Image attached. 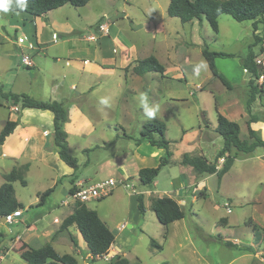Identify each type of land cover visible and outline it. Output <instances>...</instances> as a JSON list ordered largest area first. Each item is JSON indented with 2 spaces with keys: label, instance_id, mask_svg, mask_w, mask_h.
<instances>
[{
  "label": "rangeland",
  "instance_id": "1",
  "mask_svg": "<svg viewBox=\"0 0 264 264\" xmlns=\"http://www.w3.org/2000/svg\"><path fill=\"white\" fill-rule=\"evenodd\" d=\"M168 4L169 0H90L84 6L67 3L62 8H55L52 16L66 18L75 28V32L69 36L82 39L87 34L96 35L93 26L98 20L113 22V28L121 30L118 37L121 38L123 33L128 41L132 40L134 43H139L150 35L146 33L150 23H155L157 28L164 25L170 35L168 40L164 43L156 41L155 45L150 42L149 45L161 52L166 45L171 46L168 55L175 61L162 57L165 63H161L167 65L169 70L180 65L182 70H185L183 72L186 79L176 76L173 80L166 78L165 81H160L156 86L162 88L161 95H158L156 102L149 103L159 105L156 118L165 123V136L171 141L175 155H196L203 152L205 157L213 161L222 145L221 136L213 129V126H216L215 104L222 103L226 96L240 97V91L245 89L241 84L247 82L248 75L242 74L241 59L253 41V21H236L229 14L223 13L218 16V31L214 32L204 16L192 22H181L178 17L169 16ZM7 16L0 15V33L8 34L11 38L17 37L21 28L18 27L15 32L14 27L10 25L14 20L11 18L16 17ZM16 20L17 24L21 22L17 18ZM257 27L259 33L264 34V18L257 23ZM7 40L0 36V90L5 92L15 83L14 73L19 75L18 78L21 77L22 82L27 79L24 72L31 71L23 65L19 66L17 61L9 66ZM203 47L230 55L216 57L214 62L218 72L227 79L232 88H225L215 76L205 87L203 84L200 85L202 89L197 88L201 82L208 81V75H212L208 65L198 76L193 72L196 64L201 61L206 63L202 56ZM254 48L255 46L253 50L256 57L264 59V46L260 41L259 49ZM147 52L149 54L151 51ZM145 54L147 53H140L141 56ZM175 62L178 65H172ZM263 82L264 77L261 83ZM216 83L223 84L224 90L217 89ZM234 85L237 86L234 88ZM150 92V88L145 87L141 92L131 95L126 104L117 103L115 106V117L127 125L129 132H135L136 136L141 125L149 120L140 106V95ZM171 96L178 97V100H168ZM259 102L261 104V99L255 102L252 112L264 119V106L263 109L259 107ZM8 104L10 105L9 101L0 105V124L8 117ZM12 114L16 116V113ZM263 119H260L261 122H264ZM237 122L241 125V138H244L246 126L242 120ZM199 128L203 131L200 136ZM254 129L264 138V123L255 124ZM234 152L233 149L230 154L234 155ZM223 161L224 158L218 160V168ZM93 168L94 166L90 167L92 170ZM176 169V166L165 165L158 177V185L171 191L169 195L175 199L178 195L172 192L173 186L166 171ZM106 171L107 169L102 167L97 179L89 181L88 184L106 178ZM94 175L95 172H92V176ZM136 178L137 181H131L128 187L117 184L108 196L86 202L87 206L100 208L99 214L108 226L119 225L130 218L128 222L133 224L132 227L126 226L123 232L119 231V237L114 227L112 229L115 235L114 246L118 245L121 251L126 253L130 264H264V147H257L249 153H236L232 165L223 174L220 182L216 176H210L205 180L206 190L202 185L194 186L193 200L192 191L187 192L184 197H179V201H185L181 204L184 217L168 225L167 235L165 226L158 221L150 208L152 197L149 194L144 196L145 209L140 214L137 195L134 193L143 186L139 184L138 176ZM19 189L26 192L29 188ZM135 217L136 220L133 219ZM18 225L15 224L12 232L4 235L5 244L10 245V237L16 235L15 227ZM4 226L11 227L7 223H4ZM226 240L239 247L227 246L224 243ZM156 245H160V248ZM240 246H249L251 249H240ZM8 253L0 264H26L14 248ZM111 259L112 257L109 260L97 258L90 264H108Z\"/></svg>",
  "mask_w": 264,
  "mask_h": 264
},
{
  "label": "crops",
  "instance_id": "2",
  "mask_svg": "<svg viewBox=\"0 0 264 264\" xmlns=\"http://www.w3.org/2000/svg\"><path fill=\"white\" fill-rule=\"evenodd\" d=\"M53 11L54 9L37 17L13 10L7 14L0 13L3 17L11 15L21 21L17 24L16 18H11L14 20L10 25L14 27L15 32L18 27L21 28L17 37L11 38L8 34L0 33V36L8 39L6 49L9 50L7 53L9 66L16 61L19 66L23 65L20 60L21 52L29 54L33 61L31 67L23 65L29 71L31 69L30 72H24L27 78L25 81L21 82V77L18 78L19 75L14 73L15 83L12 84L10 90L7 92L0 90V105L8 101L10 103L8 104V117L0 124V130L8 118L18 119L13 132L0 144V183L2 173L10 171L14 166L28 164L25 174L26 185H21L18 181L13 182L15 197L23 205L20 209L21 215L16 217L12 223L0 219V263L13 248L24 260L21 252L29 248L40 247L47 242L51 243L59 254L72 255L77 261L76 264H90L91 261L97 259V256L89 252L87 243L75 224L61 228L63 219L72 212L74 205L73 201H69L68 204H62V201L68 198L73 186L78 188L80 184H88L89 181L97 179L102 167L108 171L106 178L113 177L118 181L129 183L137 181L136 177L141 168L156 167L160 158L165 155V149L148 142L136 145L135 139L139 134L136 136L135 132H129L127 125L115 117V106L117 103L126 104L131 95L141 92L145 87L151 90L147 94L148 101L154 103L158 95H161L162 88L156 86L160 81H165L166 78L173 80L176 76L179 79H186L184 69L182 70L180 65L177 66L179 69L172 67L170 70L167 65H163L165 67L163 74L149 71L138 75L131 70L136 60L150 55H154L160 63L163 62L162 57L173 62L174 59L168 55V49L171 46L166 45L162 52L153 47L156 41L164 43L168 40L170 35L164 25L157 28L155 23H150L151 26L146 28V33L150 35L139 43H134L132 40L128 41L122 32L119 38L121 30H115L113 22L102 21L104 30L97 28L95 23L93 30L96 35L87 34L82 39V37L69 36L75 32V28L68 23L66 18L53 17ZM17 12H19L18 15ZM256 32H259V29ZM89 36H94V39H90ZM18 37H25L24 42L18 44L16 41ZM150 42L153 45H149ZM255 48L259 49V44L255 45ZM148 50L151 51L149 54ZM141 52L147 54L141 56ZM175 55L177 56L176 51ZM245 73L246 70L242 68V74ZM213 77L208 75V81L201 82L197 88L202 89L200 85L203 84L205 87ZM222 85L216 83L215 86L217 89L224 90ZM241 85L245 89L240 91V97L226 96L222 103L215 104V109L216 114L219 112L229 120L236 122L242 120L246 126L244 137L246 138L249 114L245 110V101L249 89L247 82ZM236 86L234 85V88ZM9 92L26 93L34 99L56 100L66 104L68 120L64 124V129L67 133L68 151L78 163L76 170L59 157L54 145L53 113L50 110L33 107L20 109L10 99L5 98ZM101 97H109L111 106L106 108L100 105ZM260 99L259 107L263 109L264 91ZM168 100L176 101L178 97L171 96ZM13 112L16 116L12 114ZM259 119L263 118L259 117ZM257 123L259 125L264 122L261 120L251 122V128L254 129ZM239 126L241 132V125ZM213 129L215 131V126ZM202 132L199 128L198 136ZM120 142L122 145H118ZM171 150L173 152L172 148ZM198 154H203V152ZM181 155H175L173 152L171 162L166 166H176L177 169L176 171L168 170L166 174L173 186L172 192L176 193L178 198L192 191L193 200L195 198L194 186L202 185V188L206 190V178L215 176V174L199 175L191 167L179 164ZM91 166H94L93 170L90 169ZM161 169L163 170V167ZM92 172H95L94 176ZM159 174L151 185H142L143 187L138 192L143 193L144 196L149 194L150 197L170 196L171 191L158 185ZM71 177H73V182H71ZM19 188L29 189L24 192ZM48 188H53L52 192L42 205L35 206L40 200L39 195ZM178 198L174 199L180 205L185 203L184 199L179 201ZM88 207L95 209L101 220L105 222L99 214V207ZM129 219L122 223L128 226L131 224L128 222ZM133 219L136 220V217ZM4 223L10 224L11 227H5ZM15 224H19L15 227L16 235L13 238L10 237V245H7L4 235L11 233ZM119 225L113 226L117 237H119V231L123 232V229H119ZM113 227L108 226L110 230ZM116 254L127 258L126 253L121 251L118 245L114 246L113 242L105 255L113 257Z\"/></svg>",
  "mask_w": 264,
  "mask_h": 264
},
{
  "label": "trees",
  "instance_id": "3",
  "mask_svg": "<svg viewBox=\"0 0 264 264\" xmlns=\"http://www.w3.org/2000/svg\"><path fill=\"white\" fill-rule=\"evenodd\" d=\"M90 0H27V8L23 11L33 15L34 17L43 16L48 11L61 7L65 4L74 6H83ZM19 11L15 6L11 9ZM229 14L236 21L252 20L253 41L249 44L246 54L241 59V66L246 70L248 75L247 86L249 93L245 101V110L249 114L247 120V137H240V126L236 121L229 120L227 117L217 112L215 131L222 138V145L216 152L213 161L201 154L190 155L183 153L179 160V164L191 167L197 174H215L218 182H220L223 174L230 168L238 152L249 153L257 147H264V139L260 136L256 129L251 128V122H257L259 116L253 114V104L261 98L264 91V82L259 83V75H264V67L260 68L256 61V53L253 47L261 42V36L256 33L257 23L264 18V0H169L167 14L171 17H178L181 22H189L194 19H200L204 16L209 22L214 32L218 31V16L220 14ZM101 20L96 22L97 28L101 24ZM202 56L204 57L212 76L221 80L228 88L232 85L227 79L218 72L215 66L216 57L230 56L227 53L209 50L207 47L202 48ZM128 69V67H126ZM125 68V69H126ZM132 71L138 75L146 72L154 71L163 74L165 67L154 55L135 61L131 67ZM5 98L10 99L20 109L25 107H33L42 110H50L53 113V142L59 154V157L69 166L77 169L78 163L68 151L67 133L64 124L68 120V108L65 103L56 100H39L30 97L26 93H7ZM18 124V119H7L0 130V144L5 138L13 132ZM166 125L163 121L156 119L145 121L139 132V136L135 139V144L148 142L152 145L165 149V155L160 158V162L156 167H143L138 172L139 184L143 186L151 185L157 178L161 168L171 162L172 150L171 141L165 136ZM235 150L234 155L230 152ZM220 158L224 161L220 168L217 162ZM28 164H20L14 166L10 171L1 174L2 181L0 183V219L8 213L22 209L20 203L14 194L13 182L18 181L21 185H26L25 174ZM73 182V177L70 178ZM76 188L73 186L70 193ZM53 188H48L42 192L39 202L35 206H40L44 200L52 192ZM144 195L139 192L137 194V206L140 214L143 213ZM150 208L155 213L158 221L165 226V235H167L168 225L176 220L184 217L181 205L171 196L163 195L160 197H152ZM75 224L81 232L87 243L89 252L93 256H101L108 252L110 246L115 240L112 230L101 220L95 209L86 206L85 202L75 201L72 212L67 215L62 223L61 228H66ZM227 246L239 247L231 241H224ZM160 248V245H156ZM240 249L249 250L251 247L240 246ZM21 256L26 264H76V259L70 254H59L51 243L47 242L37 248H29L21 252ZM108 264H130V261L123 255L116 254L112 257Z\"/></svg>",
  "mask_w": 264,
  "mask_h": 264
},
{
  "label": "built area",
  "instance_id": "4",
  "mask_svg": "<svg viewBox=\"0 0 264 264\" xmlns=\"http://www.w3.org/2000/svg\"><path fill=\"white\" fill-rule=\"evenodd\" d=\"M99 29L104 30V25L100 24ZM258 34L262 38L260 44L264 46V34L263 33L260 34L259 32ZM24 38L25 37H18L16 39L17 43L18 44L23 43L25 40ZM89 38L94 39V36H89ZM261 58L263 57H260V58L255 57V61L260 68L264 66V59H261ZM20 60H21V63L26 67H31L33 65L31 56H29V54L25 52L20 53ZM263 77H264L263 74L259 75V79H258L259 83L262 82ZM117 184H122L125 187L130 186L129 182L118 181L117 179L113 177L98 180L94 182L93 184H80L78 188H76L73 192L69 193L68 198L62 201V204H68L70 199L73 202L75 201L87 202L90 200L102 199L103 197H106L109 194H111V192L117 186ZM227 210L230 211L229 208H227ZM20 215H21L20 209L14 210L4 216L5 222L12 223L14 219ZM125 227H126L125 223H121L119 225V229H124ZM97 257L104 258L105 260H109L111 258V256L105 255V254L101 256L97 255ZM0 260H1V257H0Z\"/></svg>",
  "mask_w": 264,
  "mask_h": 264
},
{
  "label": "clouds",
  "instance_id": "5",
  "mask_svg": "<svg viewBox=\"0 0 264 264\" xmlns=\"http://www.w3.org/2000/svg\"><path fill=\"white\" fill-rule=\"evenodd\" d=\"M13 6H15L16 9H19L20 12H23L27 8V0H0V13L7 14L13 8ZM18 14L19 12H17V15ZM206 69L207 64L201 61L193 67V72L198 76L202 71ZM99 103L106 108L111 106L109 97H101L99 99ZM140 106L143 110L144 116L147 119H156L157 113L159 112V105L150 104L148 101L147 93H141Z\"/></svg>",
  "mask_w": 264,
  "mask_h": 264
},
{
  "label": "water",
  "instance_id": "6",
  "mask_svg": "<svg viewBox=\"0 0 264 264\" xmlns=\"http://www.w3.org/2000/svg\"><path fill=\"white\" fill-rule=\"evenodd\" d=\"M1 220L2 221H5V218L4 217H1ZM132 226L131 224H128V227Z\"/></svg>",
  "mask_w": 264,
  "mask_h": 264
}]
</instances>
